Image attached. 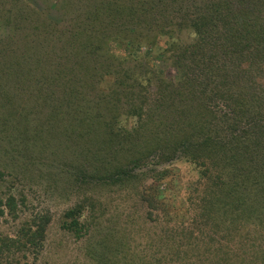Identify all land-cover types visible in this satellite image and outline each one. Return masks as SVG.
Segmentation results:
<instances>
[{
  "label": "trees",
  "instance_id": "trees-1",
  "mask_svg": "<svg viewBox=\"0 0 264 264\" xmlns=\"http://www.w3.org/2000/svg\"><path fill=\"white\" fill-rule=\"evenodd\" d=\"M38 1L54 14L44 34L63 43L61 53L45 75L13 65L1 124L23 139L21 151L28 141L56 147V163L85 194L65 211L76 234L107 215L106 193L143 204V248L132 247L123 208L124 219L107 220L93 263L264 264V0ZM43 106L47 117L30 127ZM182 160L200 176L178 223L180 207L160 186ZM20 205L13 192L0 199V264H30L18 255L44 245L49 214L1 229L6 216L21 219ZM87 208L91 219L81 221Z\"/></svg>",
  "mask_w": 264,
  "mask_h": 264
},
{
  "label": "rangeland",
  "instance_id": "rangeland-1",
  "mask_svg": "<svg viewBox=\"0 0 264 264\" xmlns=\"http://www.w3.org/2000/svg\"><path fill=\"white\" fill-rule=\"evenodd\" d=\"M37 2L39 1L0 0V51L2 52L0 55V89L2 90H13L12 72H14L13 65L17 62L22 63L23 67L29 65L27 70L30 68L32 76H40L47 72V67L50 63L53 65L57 61L58 54L61 53L63 43L58 42L57 38L45 37L44 34V28L50 23L54 14L51 13V10L42 11ZM68 11H72V9ZM67 16L69 14L63 15L64 26L67 24ZM162 47H164L163 42L159 44L157 50ZM119 49L122 52H127L129 45L124 43ZM145 51L146 48H141L139 54L144 55ZM35 58H41L42 63L38 64ZM39 78V81L43 79ZM60 87L59 84L49 87L53 91L54 98L59 96ZM62 95L61 93L60 96ZM2 99L0 94V102ZM47 100L50 101V97ZM48 110L45 106L34 107L30 127L35 126L38 119L47 117ZM5 115L6 108L0 105V199L13 192L18 203L21 204L23 213L21 212V219L17 221L6 216L1 229L4 232H14L35 212L49 214L51 217L46 227L43 247L37 254L26 255L28 256L26 259L20 253L18 258L22 262L29 261L30 264H94L92 256L96 253L93 249L98 248L97 243L106 231L110 232L109 219L113 223L119 221L120 216L118 217L117 214L121 215L123 208L127 213V218L129 217L127 220L128 237L131 240V245L135 251L136 243L140 248H143L141 245L146 232L136 233V210L142 211V215L145 217L144 207L136 199V195L129 198L126 192H123L122 195L106 193L102 197L101 201L106 203V208L109 211L107 215H101L97 221L93 222L89 230L78 235L67 228L66 225L70 223V219L65 218V211L84 199L85 194L83 191L79 194L75 193L70 174L62 171V167L56 163V154L54 153L56 147L32 150L37 143L28 141L27 148L21 151L23 139L15 138L16 135L11 133L9 126L1 124V118ZM173 167V174L161 182L160 189L163 194H166L169 202L174 201L180 207L179 217H175V219H179L176 220L179 223L182 221L181 218L186 216L187 192L196 186L195 180L200 175L193 164L184 160L176 162ZM175 212L176 210L172 209V213ZM90 214H92L90 208L84 209L79 219L89 221ZM152 214L155 218L161 215V222L165 224V214L159 213L160 215H158L155 211ZM121 217L123 218L122 215ZM117 234L120 235V233H116L111 241L114 247L119 246ZM113 258L117 260L116 256ZM112 259L110 258V261ZM114 262L116 263V261Z\"/></svg>",
  "mask_w": 264,
  "mask_h": 264
}]
</instances>
